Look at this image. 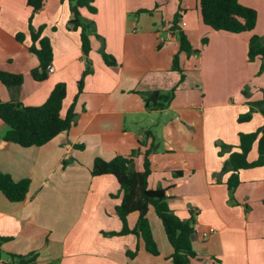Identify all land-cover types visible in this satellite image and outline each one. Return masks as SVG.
Listing matches in <instances>:
<instances>
[{"label": "crops", "instance_id": "0c3cea01", "mask_svg": "<svg viewBox=\"0 0 264 264\" xmlns=\"http://www.w3.org/2000/svg\"><path fill=\"white\" fill-rule=\"evenodd\" d=\"M239 2L257 11L250 32L234 34L204 24L199 0H93L94 12L80 9L93 27L87 55L91 71L75 103V124L41 146L23 147L2 145L9 127L0 119V171L15 180L30 179L21 202L0 192V264H13L11 254L32 252L37 255L33 264H172V247L152 208L147 217L158 255L148 253L135 234L115 237L118 244L101 238L98 247L104 244L108 255L91 252L94 232L121 229L115 213L119 184L110 174L93 176V161L121 155L142 170L152 140L145 138L147 131L157 144L149 155V186L167 189L169 206L180 218L197 210L191 234L196 256L189 264H264V164L240 169L233 190L226 185L230 172L221 171L230 151L238 150L239 133L264 124L259 107L249 103L264 96V57H247L250 36H264V0ZM71 19L67 1L44 0L32 13L26 0H0V68L24 77L18 88L0 84L2 101L40 105L57 82H65L64 115L88 64ZM29 24L42 27L52 47L54 71L42 81L31 73L39 60L28 50ZM178 30L196 50L179 52L182 73L172 70ZM17 33L24 34L23 42ZM102 51L116 63L107 64ZM172 87L174 97L162 110L150 109L139 93ZM250 106L251 118L239 122ZM220 143L230 147L219 153ZM257 157L256 140L247 159ZM137 217V212L127 216L129 227ZM209 227L215 232L203 240ZM136 248L134 257L126 255Z\"/></svg>", "mask_w": 264, "mask_h": 264}, {"label": "trees", "instance_id": "16d2710c", "mask_svg": "<svg viewBox=\"0 0 264 264\" xmlns=\"http://www.w3.org/2000/svg\"><path fill=\"white\" fill-rule=\"evenodd\" d=\"M67 1L72 19L70 28L79 30L82 51L87 60V66L81 77L77 80V92L66 109L61 115L62 105L66 98L65 82H57L50 91L47 99L40 105H23L17 100L2 101L0 99V119L8 125V130L2 138V145L12 142L23 147L41 146L61 132L68 130L76 122L75 103L78 95L82 92L84 77L91 71L90 62L87 59L90 50L89 35L93 27V22L82 17L80 9L85 7L88 11L94 12L93 0H61ZM180 1V0H178ZM27 5L32 9V13L38 11L43 5L44 0H26ZM199 7L203 23L214 30L226 31L229 33L250 32L256 26L257 11L250 6L244 5L239 0H199ZM175 27V24L173 26ZM42 27L34 29L29 24V34L31 44L28 50L34 53L39 60V67L31 71L35 80L42 81L47 78L46 67L52 61V47L47 37L42 36ZM16 39L20 42L24 40L23 33H17ZM179 50L173 55L172 70L182 73L179 66V52L187 54L194 50L182 30L177 33ZM206 39L202 40V44ZM102 57L107 64H115L114 58L104 51ZM247 57L249 61L257 57H264V36L252 34L248 40ZM41 69V70H40ZM184 75L181 74V80ZM23 74L3 70L0 68V84L7 87L18 88L23 82ZM176 87L166 91H141L139 92L148 102L149 108L162 110L166 108L174 97ZM248 95L247 90H243ZM257 105L264 117V96L256 102H249ZM253 107L250 106L246 113L238 116V121H247L251 118ZM151 137V143L144 151L143 168L137 171L132 166V159L117 155L110 160L96 157L93 161L91 174L100 176L113 175L119 184L121 201L115 206V213L121 222L119 231L110 232L115 235L135 234L142 239L144 249L152 254L158 255L159 249L154 239L152 229L147 217L148 210L153 208L159 218L168 242L172 247L170 259L172 264H189L190 259L196 256L193 249L191 234L194 232L195 215L197 210H190L188 218L182 219L177 216L169 206L170 195L167 189L162 187L152 188L149 186L148 178L151 173L149 155L156 148L153 135L147 131L145 138ZM257 140L258 157L254 161H248L247 155L253 143ZM220 145L221 153L230 146L223 143ZM78 147L83 148L82 144ZM264 164V124L253 132L239 133L238 150H232L228 158L224 161L221 171L230 172L226 185L229 190L235 189L239 180V170L244 168L256 167ZM30 187V179L23 178L15 180L10 174L0 171V192L12 202H21L26 199ZM137 212L138 217L134 227H129L127 216ZM2 240V239H1ZM0 240V241H1ZM135 250H128L126 255L134 257ZM13 264H33L37 255L32 252L26 255L11 254Z\"/></svg>", "mask_w": 264, "mask_h": 264}, {"label": "rangeland", "instance_id": "374dc122", "mask_svg": "<svg viewBox=\"0 0 264 264\" xmlns=\"http://www.w3.org/2000/svg\"><path fill=\"white\" fill-rule=\"evenodd\" d=\"M188 87H192V84H191V81L190 80H189ZM242 90H247L248 91V88L247 87H244ZM152 212L155 214V211H154L153 208H152ZM159 222H160V220H159ZM111 232H113V231H111ZM94 233L95 234L93 236H90V240H92V242H91V252H96L99 255L101 253L102 254H107L108 253V251H106L105 248L103 247L104 244H102V247H98L99 240H101V238H106L107 237V239H106L107 243H112V242H113V244H115V243L118 244L119 243V240L118 239H115V237H118L119 235L111 234L110 232H106V231H102V230L96 231ZM109 237H111L113 239H111Z\"/></svg>", "mask_w": 264, "mask_h": 264}, {"label": "built area", "instance_id": "2783aa9c", "mask_svg": "<svg viewBox=\"0 0 264 264\" xmlns=\"http://www.w3.org/2000/svg\"><path fill=\"white\" fill-rule=\"evenodd\" d=\"M47 73L50 74L54 71V68L51 64H48L46 67ZM215 232V229L213 227H209L202 232V238L203 240H207L208 237Z\"/></svg>", "mask_w": 264, "mask_h": 264}]
</instances>
